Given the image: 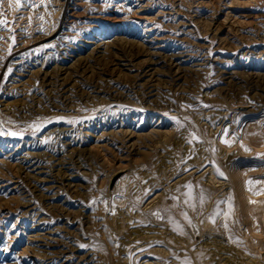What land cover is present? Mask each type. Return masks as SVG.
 Returning a JSON list of instances; mask_svg holds the SVG:
<instances>
[{"label": "rangeland", "instance_id": "1", "mask_svg": "<svg viewBox=\"0 0 264 264\" xmlns=\"http://www.w3.org/2000/svg\"><path fill=\"white\" fill-rule=\"evenodd\" d=\"M257 124L264 0H0V264H264Z\"/></svg>", "mask_w": 264, "mask_h": 264}, {"label": "bare ground", "instance_id": "2", "mask_svg": "<svg viewBox=\"0 0 264 264\" xmlns=\"http://www.w3.org/2000/svg\"><path fill=\"white\" fill-rule=\"evenodd\" d=\"M159 123L160 122H158L157 125H159ZM255 127H257V128H255L254 131L251 132V134H252L251 137L248 138V136H245L244 138L247 137L248 139H250L252 141L251 144H250L251 146H254L256 148H260L261 151L264 152V142H261V143L259 142L258 143V142L254 141L257 133H260V132L264 133V128L261 125H258V124ZM153 132H160V131H158V129H155V130H153ZM247 182L248 181H246V183ZM246 186H247V184H246ZM260 194L263 195L261 199H253V198H251V200L254 201V202H252L253 204H252V207H251V213L250 214L252 216L253 223L258 225V226H260V227L262 226V228H263L264 227V188H263L262 192H260ZM248 200L250 201V199H248Z\"/></svg>", "mask_w": 264, "mask_h": 264}, {"label": "snow or ice", "instance_id": "3", "mask_svg": "<svg viewBox=\"0 0 264 264\" xmlns=\"http://www.w3.org/2000/svg\"><path fill=\"white\" fill-rule=\"evenodd\" d=\"M17 2L19 3V0H17Z\"/></svg>", "mask_w": 264, "mask_h": 264}]
</instances>
